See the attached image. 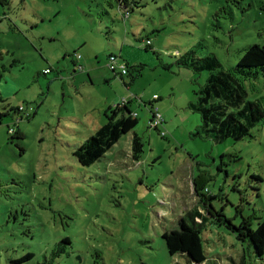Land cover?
Masks as SVG:
<instances>
[{"label":"rangeland","instance_id":"374dc122","mask_svg":"<svg viewBox=\"0 0 264 264\" xmlns=\"http://www.w3.org/2000/svg\"><path fill=\"white\" fill-rule=\"evenodd\" d=\"M127 9L124 19L117 0H0V112L14 109L0 119V264H194L171 255L162 233L197 202L234 224L264 220V117L239 140L197 134L189 103L209 71L175 56L214 53L232 68L249 45L264 46V0H137ZM110 53L143 64L133 82L123 75L128 86L108 69ZM256 71L237 76L264 108V67ZM153 93L158 129L144 104ZM123 100L136 125L81 165L74 151ZM17 130L22 137L11 138ZM207 217V264L261 261Z\"/></svg>","mask_w":264,"mask_h":264},{"label":"trees","instance_id":"16d2710c","mask_svg":"<svg viewBox=\"0 0 264 264\" xmlns=\"http://www.w3.org/2000/svg\"><path fill=\"white\" fill-rule=\"evenodd\" d=\"M117 1L120 8H126L125 12L121 14L124 19L129 15L127 9L129 4L137 3V0ZM175 56H177L176 63L178 65L186 66L194 72L209 71L205 83L194 91V99L189 103V107L200 114L201 124L197 134L211 137L217 142L228 138L239 140L248 135L251 128L262 120L264 108L257 101L248 98L243 81L237 74L244 77L255 76L256 70L264 67L263 45L257 43L249 45L236 65L227 69L222 67L214 53L196 57L193 51L189 50L184 54L177 53ZM165 67L168 66L165 65ZM142 69L143 64L131 66L126 75L131 74L130 77L133 80L131 70L137 71V74L140 75ZM154 101L155 99L149 101L151 109L154 106ZM128 103L120 101L110 106L106 112V122L76 148L74 155L81 165L92 164L102 157L122 135L134 128L138 118L136 113H132ZM11 110L14 109L6 108L0 112V119L2 115L10 114ZM150 113L152 115L151 110ZM10 137L20 138L22 134L17 130L11 132ZM141 151V137L134 133L131 139L133 159L138 160ZM201 201L203 200L201 199ZM204 205L201 212L199 207H191L179 218V228L162 233L171 255L181 253L187 255L194 264H207L201 231L208 221L207 216H210L214 217L217 223L226 225L239 241H246L253 247V252L261 260L255 264H264V220L257 223L255 228L251 227V220L245 218L239 224H234L230 218L224 215L222 209L216 210L210 202H204ZM62 247L59 245L53 253L57 255L62 252L64 250ZM30 256V253L26 255V257ZM213 264L222 263L214 259Z\"/></svg>","mask_w":264,"mask_h":264},{"label":"built area","instance_id":"2783aa9c","mask_svg":"<svg viewBox=\"0 0 264 264\" xmlns=\"http://www.w3.org/2000/svg\"><path fill=\"white\" fill-rule=\"evenodd\" d=\"M145 44L150 45L151 44L150 40H146ZM107 67L112 73L118 74L119 76H123L127 74V71L129 67L131 66H129L124 61H122L117 54L110 53L108 54V57H107ZM45 71H48V70L46 69ZM152 98L157 99L158 98L157 94H155ZM151 112H152V115L150 116L149 121H148L149 125L152 126L153 128L158 129L159 125L163 123V117L161 113L158 111L157 107L155 106H152Z\"/></svg>","mask_w":264,"mask_h":264},{"label":"crops","instance_id":"0c3cea01","mask_svg":"<svg viewBox=\"0 0 264 264\" xmlns=\"http://www.w3.org/2000/svg\"><path fill=\"white\" fill-rule=\"evenodd\" d=\"M47 69V68H46ZM45 69V70H46ZM121 79H122V82H123V84L125 85V86H128V84L123 80V76L122 77H120ZM134 81V79L133 80H131V82H133ZM151 84V83H150ZM156 93H153V95L152 96H154ZM160 99V96H158V98L157 99H155V100H159ZM144 101H146V99H143ZM153 100V98L152 99H148L147 100V102H144V104L145 105H148V111L150 112V110H151V105L149 104V101H152ZM153 105H154V103H153ZM128 106H129V103H128ZM155 106V105H154ZM155 107H157V109L159 108L158 106H155ZM130 108V107H129ZM130 110H131V108H130ZM151 115V114H150ZM150 118V117H149ZM149 121V120H148ZM192 207H199V211L201 212V211H203V209H202V207L198 204V202H197V204H195V205H193ZM222 264H226V263H222ZM230 264H232V263H230Z\"/></svg>","mask_w":264,"mask_h":264},{"label":"water","instance_id":"95a60500","mask_svg":"<svg viewBox=\"0 0 264 264\" xmlns=\"http://www.w3.org/2000/svg\"><path fill=\"white\" fill-rule=\"evenodd\" d=\"M3 116V115H2Z\"/></svg>","mask_w":264,"mask_h":264}]
</instances>
